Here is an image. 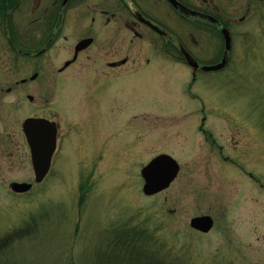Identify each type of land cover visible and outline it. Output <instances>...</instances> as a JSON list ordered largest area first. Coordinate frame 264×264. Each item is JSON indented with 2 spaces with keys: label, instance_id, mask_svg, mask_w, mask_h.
<instances>
[{
  "label": "rangeland",
  "instance_id": "rangeland-1",
  "mask_svg": "<svg viewBox=\"0 0 264 264\" xmlns=\"http://www.w3.org/2000/svg\"><path fill=\"white\" fill-rule=\"evenodd\" d=\"M32 2L13 23L41 36L42 47L51 23L46 16L38 21ZM49 3L43 0L38 11ZM74 4L38 69L23 59L17 68L10 56L3 66L8 69L0 67L12 83L39 74L0 102V119L8 125L0 129V239L35 222L26 239L3 251L1 261L97 264L96 254L114 228L143 224L156 226L157 238L195 264H264V0L233 26L229 64L197 72L194 81L188 67L153 49L158 44L130 43L123 30L116 58L126 63L106 69L108 85L92 98L97 75L80 63L107 62L113 55L95 59L91 46L77 65L57 72L82 38V16L103 8L100 0L72 9ZM189 43L192 56L210 55L208 38ZM22 93L35 97L36 105L23 102ZM34 112L60 127L53 163L40 183L20 129ZM160 155L173 159L178 173L166 189L148 196L141 171ZM12 183L32 188L15 194ZM202 216L213 222L207 233L190 227L191 219Z\"/></svg>",
  "mask_w": 264,
  "mask_h": 264
},
{
  "label": "flooded vegetation",
  "instance_id": "flooded-vegetation-1",
  "mask_svg": "<svg viewBox=\"0 0 264 264\" xmlns=\"http://www.w3.org/2000/svg\"><path fill=\"white\" fill-rule=\"evenodd\" d=\"M27 1L28 0H0V67L4 65L8 66L6 60H8L10 56L11 64L15 65L17 68H19L18 64H20L23 59L33 64V70L36 68L38 69V67H40V58L47 52V48L53 47L54 45L51 46V44L56 42L59 22L61 23L66 19L67 10H71L69 6L73 5L75 1H78L72 6L73 9L79 2H86L87 0H50V3L47 5L48 9L47 7L46 10L43 9L45 11L42 14L41 12L43 10L40 12L38 10L41 8L43 0H33V7L31 9L34 13H40L38 21L46 16L51 23L50 39L47 40L45 46L42 47H40L41 36L38 38L37 35L26 32V29L19 26L16 22L13 23V19L15 20L14 17H19V14L24 12L27 8ZM100 1L103 2V8L99 7L94 13H87L82 16L81 21L86 22L81 29V34H83L82 38L76 41L70 60L64 61L62 66L57 69V72L62 74L66 70H69V68L77 65L79 62V54L86 52L91 46L97 49V51H94L97 53L95 59L97 58L103 61L107 54L113 55L110 61L99 62L100 64L93 61H87L86 64L80 63L83 69L89 66V69L92 70V74L97 75L92 79L93 87L91 90L93 91L91 92L90 90L89 92V97L91 96V98L94 96L96 90L103 89V84L108 85L105 80L106 69L116 70L126 63L125 60H117L116 58V54L121 50L120 37L123 30L130 35V43L133 41L146 40L149 45H153L154 43L158 44V47L154 45L153 49L156 50L159 48V50H157L158 52L160 51L159 54L166 55V57L176 64H182L188 67L191 70L192 81H194L197 72L203 73L205 72L204 68L216 66L217 61H225V65L229 64L232 28L236 23H241L246 20L251 12L250 7L252 6L255 9L256 6L258 7L259 1L261 0H257L256 4L253 0ZM254 12L251 13V15H253ZM238 14L242 15L234 20L233 17ZM35 23H37V21H35ZM180 24H182L185 30L189 31V34L185 35ZM192 31L194 33H192ZM38 34H42V31L39 30ZM111 34L113 35L114 44H109ZM225 36L229 38V49H227ZM152 37H156V40L152 41ZM202 37L209 39V43L206 46L211 52L208 57L212 59L209 62L206 60L209 59L208 57H203L202 55L198 57L192 56L189 49V41L194 45H198V43H201ZM218 40H220V42H218ZM84 42H88V44L83 45ZM116 51L118 52L116 53ZM170 51L175 53L177 58H175L173 54L171 55V53H169ZM4 56H6V59H4ZM90 58L92 57L86 56V60H90ZM193 64H196L197 67L194 68ZM3 68L0 69L4 71ZM106 74L111 75L110 73ZM38 75L37 72H34L28 78H22L12 83L9 75L6 73L4 76L1 72L0 76L3 77L0 78V86L3 87H0V102L4 95L7 96L17 92L21 87V90H23L24 87L27 86V83L30 82L31 84L35 82ZM21 99L22 101L24 99L28 105H36L35 101L37 99L35 100V97L31 95H23L22 93ZM22 101H20V104ZM22 113H26L25 109ZM28 120L47 121L50 127L43 129H51L54 124L57 130V142H59L58 131L60 127L52 119L42 117L40 114H36V112L24 118L20 123L21 133L24 137V143H26L30 163L32 165L31 152L25 135V123ZM7 126L6 122L1 118L0 129H8ZM72 127L71 129H74V126ZM26 129L30 128L28 127ZM34 129H37V127ZM5 138L7 139L8 137ZM57 146L58 144L56 143V151ZM54 155L51 159V165Z\"/></svg>",
  "mask_w": 264,
  "mask_h": 264
},
{
  "label": "water",
  "instance_id": "water-1",
  "mask_svg": "<svg viewBox=\"0 0 264 264\" xmlns=\"http://www.w3.org/2000/svg\"><path fill=\"white\" fill-rule=\"evenodd\" d=\"M227 49H229V38L226 37ZM84 42L83 45H87ZM194 68L197 67L193 64ZM224 66V61L221 64L204 68L205 71L218 70ZM30 129H26V128ZM37 127V129H34ZM50 127V124L45 120H28L25 123V135L31 152L32 168L35 175V183H40L47 175L51 158L56 147V129L53 124V129H43ZM33 128V129H32ZM178 173L176 162L168 156L160 155L153 159L141 171V176L144 180L143 193L146 195H154L166 189L174 180ZM31 184L12 183L10 189L12 192L20 194L28 192L31 189ZM212 219L207 216L197 217L190 220V227L198 232L207 233L212 227Z\"/></svg>",
  "mask_w": 264,
  "mask_h": 264
},
{
  "label": "trees",
  "instance_id": "trees-1",
  "mask_svg": "<svg viewBox=\"0 0 264 264\" xmlns=\"http://www.w3.org/2000/svg\"><path fill=\"white\" fill-rule=\"evenodd\" d=\"M80 190H83V186ZM82 200L81 195L80 203ZM32 221L33 219L29 225L0 239V264H7V262L1 261L3 251L28 237L27 232H29L30 226L35 225V222L32 223ZM155 228L156 226L152 225L151 228L143 224L130 227L123 224L114 228L103 245V251L96 254L97 264H195L190 259L175 253L171 247L157 238Z\"/></svg>",
  "mask_w": 264,
  "mask_h": 264
}]
</instances>
